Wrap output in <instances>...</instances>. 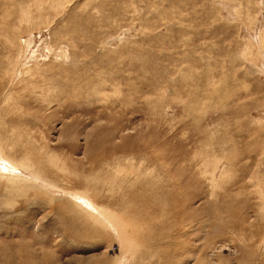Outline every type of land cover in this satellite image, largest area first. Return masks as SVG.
I'll return each mask as SVG.
<instances>
[{"label": "rangeland", "instance_id": "rangeland-1", "mask_svg": "<svg viewBox=\"0 0 264 264\" xmlns=\"http://www.w3.org/2000/svg\"><path fill=\"white\" fill-rule=\"evenodd\" d=\"M0 264H264V0H0Z\"/></svg>", "mask_w": 264, "mask_h": 264}, {"label": "bare ground", "instance_id": "bare-ground-1", "mask_svg": "<svg viewBox=\"0 0 264 264\" xmlns=\"http://www.w3.org/2000/svg\"><path fill=\"white\" fill-rule=\"evenodd\" d=\"M1 159H2V158H1ZM3 165H4V164H3ZM4 168H5V167H4ZM11 169H12V168H11ZM14 169H16V168H14ZM14 169H13V170H14ZM15 171H16V170H15ZM17 171H18V169H17ZM2 173H3V172H2ZM87 206H88V205H87Z\"/></svg>", "mask_w": 264, "mask_h": 264}]
</instances>
